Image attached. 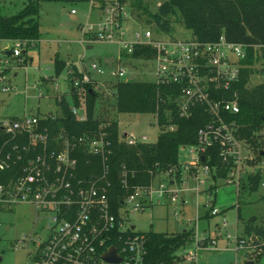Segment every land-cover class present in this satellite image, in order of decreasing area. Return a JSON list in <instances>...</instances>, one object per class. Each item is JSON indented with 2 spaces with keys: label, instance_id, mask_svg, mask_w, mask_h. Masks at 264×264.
<instances>
[{
  "label": "built area",
  "instance_id": "obj_1",
  "mask_svg": "<svg viewBox=\"0 0 264 264\" xmlns=\"http://www.w3.org/2000/svg\"><path fill=\"white\" fill-rule=\"evenodd\" d=\"M71 13L76 14L75 11ZM102 13V19L96 26L84 28L85 36L90 40L118 45L130 57L136 47L153 53L149 60H128L129 68L122 63V55H119L117 68H112L110 72L113 77L119 81L134 82L129 78L134 72L131 71L134 63L151 64L155 79L152 83L175 85L181 89L178 97L171 95L169 98L180 118L190 119L198 107L205 108L211 115L212 122L199 131L198 145L184 148L190 149L191 157L190 161L181 165L182 169L200 186L210 180L215 181L205 155L211 161L208 151L217 148L220 160L235 166L224 184H236L239 190L243 152L250 148L238 136L239 128L234 120L240 114L238 97L234 94L232 99H228L227 94L240 80L246 48L229 43L225 38L215 43H202L193 37L176 40L168 36V40H160L151 31L144 34L134 32L132 39L128 40L127 34L122 31L127 18L124 7L118 3L110 4L102 9ZM5 43L10 46L2 48ZM34 46L35 43L29 41L0 40V72L11 70L7 58L22 62L24 51ZM105 67L104 63H92L87 67L83 59L77 66L80 76H76L74 70L68 72L72 91H84L87 85L97 90L99 84L92 74L102 75ZM6 79H0V87ZM3 92L7 93L9 89L4 88ZM55 92L53 96L40 92L37 98L54 103L58 111L56 114H41L35 110L34 115L11 117L0 122V132L7 138L0 147V177L8 170L14 171L16 176L8 183L0 184V209L29 204L47 219V236L43 241L38 240L36 252L31 253L37 264H110L104 260V255L112 247L122 259L120 264H144L147 255L145 236L129 225L128 217L147 208L177 203L182 189L173 188L177 181L176 169L166 173L168 177L173 176L172 183L156 184L159 176L156 174L148 187L134 188L123 201L118 214L114 213L109 198L112 144L108 126L101 125L96 131L81 136L62 128L54 136L41 124L63 118L58 105L62 96L57 88ZM71 112L78 123L88 121L86 105L73 106ZM169 117L170 124L163 132L172 133L177 128L171 124L172 116ZM121 139L131 147L149 144L146 137L139 139L125 135ZM84 159L91 170L89 173L80 169ZM129 177V170L123 167L121 182L124 189L129 188ZM123 208L127 209L126 213ZM212 214L216 216L218 212L213 211ZM226 227L224 224L223 228ZM203 240L197 243L199 250L208 249L210 240L205 247L200 246ZM227 240H236L237 250L252 248L258 251L251 240L233 239L230 235ZM211 245L217 247V242L212 240Z\"/></svg>",
  "mask_w": 264,
  "mask_h": 264
},
{
  "label": "rangeland",
  "instance_id": "obj_2",
  "mask_svg": "<svg viewBox=\"0 0 264 264\" xmlns=\"http://www.w3.org/2000/svg\"><path fill=\"white\" fill-rule=\"evenodd\" d=\"M29 0H0V13L4 17H12L20 13ZM97 3L105 1L114 3L118 0H95ZM163 0H147L149 11L156 13ZM74 10L76 14H72ZM127 15L122 31L132 39L134 32H153L156 38L176 40L192 38V33L184 28L182 23L172 21L171 33L160 32L155 24H148L150 18L133 10L131 0H127L124 7ZM100 13L92 9L91 4L67 5L61 3H42L41 15L37 19L40 24L41 39L34 47H30L27 56L22 62L15 58H7L11 64V71L6 81L0 87V122L11 117L22 118L32 114L33 110L41 114L57 113L54 103L48 100H38V94L46 96L58 94L64 96L69 106H75L71 87V78L68 74L72 65L77 67L84 59L89 67L92 63L106 64L102 75L92 74L99 84L97 108L95 118L100 121L117 122L120 136L133 135L139 139L146 137L149 144H156L161 130L154 115L120 114L116 108L114 86L118 78L111 75L112 68H117V59L122 55L123 64H127V56L115 44L90 40L85 36L84 28L96 26L100 21ZM100 18V19H99ZM10 46L2 44V48ZM92 46V49L89 47ZM66 63L67 69L56 75V60ZM128 68L129 65L127 64ZM129 78L134 82L154 81L151 64L141 65L135 62ZM44 80H47L44 82ZM264 81L262 76L252 78L251 85L257 86ZM36 86V88H34ZM8 88L9 92H3ZM85 91L78 92L79 106L85 107ZM51 105V108L49 106ZM260 150L264 151V131ZM190 149H181L179 180L173 188L182 189L178 194L177 203L147 208L145 211L129 216V225L136 227L139 233L179 234L192 231L194 242L177 252L181 257V264H247L255 262L264 264V250L256 251L252 248L237 250L236 240H227L230 235L233 239L248 241L245 235L246 226L253 223L264 228V183L259 192L248 196H240L236 184H217L210 180L200 186L192 180L181 165L190 161ZM262 157V158H260ZM250 162L252 164H250ZM264 168L263 156L247 149L243 152L241 177L248 174H257ZM173 176L160 174L156 184L169 185ZM181 181V182H179ZM214 187L212 192L210 189ZM217 187V188H216ZM127 212L126 208H123ZM218 215L213 216L212 212ZM226 224L227 227L223 228ZM47 219L38 213L37 209L29 204H19L9 209L0 210V264H37V259L29 256L36 252L38 240L43 241L46 233ZM223 228L222 231L220 229ZM205 238L217 240L218 247L208 244V249L199 250L197 243ZM200 243V242H199ZM211 245V246H210ZM195 256V258L193 257ZM259 256V260L257 257ZM195 259V260H194Z\"/></svg>",
  "mask_w": 264,
  "mask_h": 264
},
{
  "label": "trees",
  "instance_id": "obj_3",
  "mask_svg": "<svg viewBox=\"0 0 264 264\" xmlns=\"http://www.w3.org/2000/svg\"><path fill=\"white\" fill-rule=\"evenodd\" d=\"M123 0L114 3L99 2L100 8L107 5L120 4ZM127 1V0H126ZM42 3H61L67 5L91 4L93 0H29L24 9L15 16L4 17L0 13V40L1 41H29L38 42L41 39V30L38 18L41 15ZM97 4V3H96ZM95 4V5H96ZM94 5V7H95ZM133 10L147 15L149 25L165 34L172 31V21L182 23L184 28L192 33V37L202 43H215L221 38L229 43L243 45L246 48V58L242 61L240 80L227 94L232 99L236 94L240 106V114L234 117L239 128L238 136L245 140L249 148L263 156L260 146L264 131V81L257 86H252L251 81L255 76L264 78V0H163L156 13L149 11L147 0H131ZM122 22V19H121ZM28 47L22 56L25 59ZM152 51L136 47L133 55L127 60L151 58ZM148 59V60H149ZM56 75L59 76L67 69L66 63L58 59L55 63ZM77 74L78 68L72 65ZM11 70L0 72V79L6 77ZM90 90L93 93H90ZM85 105L88 112V121L80 124L71 112L66 98L58 105L63 112V118L55 122L43 121L42 127L49 129L54 136L62 128L68 129L78 136L90 131H96L101 125L108 126L112 154L110 160L112 187L110 189V202L114 213L118 214L125 198L136 187H148L156 178V174H165L173 169H178L181 149L198 145V134L212 122V117L203 107H198L190 119L180 118L174 103L169 102L171 95L178 97L181 89L175 85L156 84L152 82H124L119 81L114 86L116 108L120 114L128 115H154L156 116L161 133L156 144L128 146L120 137L117 122H105L95 118L98 93L94 86L84 87ZM75 106H79L78 91H72ZM169 114V115H168ZM176 126L175 132H163L170 124ZM7 141L6 136L0 132V147ZM211 161L206 157V164L211 167L212 176L217 184H222L229 178L235 169L233 164L223 163L218 154V149L208 151ZM262 158V157H260ZM250 164H252L250 162ZM123 167L130 172L129 188L124 189L121 175ZM80 169L89 173L86 160L81 161ZM177 173L179 180L181 172ZM16 178L15 172L8 170L0 177V184L8 183ZM181 182V181H179ZM264 183V168L257 174H248L241 179L238 192L240 196H248L259 192ZM217 188V187H216ZM214 187L210 189V192ZM264 200V197H263ZM1 210V209H0ZM146 239L147 255L144 264H181L182 259L177 252L194 242L192 231L179 234H162L155 232L142 233ZM249 240L255 237L254 246L259 251L264 250V228L249 223L245 229ZM209 239L203 240L200 246L205 247ZM259 260V256L257 257ZM256 264L255 262H253Z\"/></svg>",
  "mask_w": 264,
  "mask_h": 264
},
{
  "label": "water",
  "instance_id": "obj_4",
  "mask_svg": "<svg viewBox=\"0 0 264 264\" xmlns=\"http://www.w3.org/2000/svg\"><path fill=\"white\" fill-rule=\"evenodd\" d=\"M127 5V1L123 0L122 1V6L125 7ZM90 93H93L92 90H90ZM33 115L35 112L32 113ZM204 161V158H203ZM255 240V237L252 239V241ZM30 256V255H29ZM104 260L110 264H120L122 262L121 257H119L117 250L115 247L110 248L109 252L104 255ZM2 259L0 258V262ZM247 264H254L253 262H249Z\"/></svg>",
  "mask_w": 264,
  "mask_h": 264
},
{
  "label": "crops",
  "instance_id": "obj_5",
  "mask_svg": "<svg viewBox=\"0 0 264 264\" xmlns=\"http://www.w3.org/2000/svg\"><path fill=\"white\" fill-rule=\"evenodd\" d=\"M105 2V1H104ZM97 2L95 1V0H93V3H91V6H92V9L94 10V11H97V12H99L101 15H100V18L102 19V16H103V13H102V9L100 8V6H99V4L97 3ZM96 4V5H95ZM94 5H95V7H94ZM72 11H74V10H72ZM71 11V12H72ZM75 15V14H74ZM99 18V19H100ZM39 42V41H38ZM38 42H36V43H38ZM35 43V44H36ZM89 49H92V46H90L89 47ZM68 70V69H67ZM35 110H33L32 112H34ZM205 239H209V240H211L210 238H205ZM212 241V240H211ZM216 242H217V240H215ZM217 247H218V244H217ZM203 251V250H202ZM249 263V262H248Z\"/></svg>",
  "mask_w": 264,
  "mask_h": 264
},
{
  "label": "flooded vegetation",
  "instance_id": "obj_6",
  "mask_svg": "<svg viewBox=\"0 0 264 264\" xmlns=\"http://www.w3.org/2000/svg\"><path fill=\"white\" fill-rule=\"evenodd\" d=\"M29 255L31 256V253Z\"/></svg>",
  "mask_w": 264,
  "mask_h": 264
}]
</instances>
